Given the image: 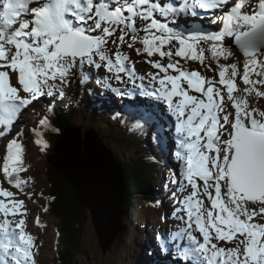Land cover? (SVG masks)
Instances as JSON below:
<instances>
[{
    "label": "snow or ice",
    "instance_id": "6c2138e0",
    "mask_svg": "<svg viewBox=\"0 0 264 264\" xmlns=\"http://www.w3.org/2000/svg\"><path fill=\"white\" fill-rule=\"evenodd\" d=\"M197 9L219 10L212 22H222V29L185 35L160 20L195 17ZM138 22L145 26L139 28ZM118 31L120 35L110 40ZM226 37L234 38L243 53L242 75L237 64L219 63L232 54L224 46ZM110 42L115 52L108 48ZM137 42L143 45L135 49L138 56L168 59L167 64L145 61L157 70L146 73L150 92L143 84L136 85L134 64L121 51L123 45L131 49ZM201 44L209 45L218 79L181 66L184 59L204 64ZM262 56L264 0H191L179 6L156 0H0V137L8 136L23 110L40 97H53L55 92L62 97L60 85L70 82L67 77L77 62L82 74L84 65L103 67L120 82L123 74L141 95L154 97L175 118V157L180 165L169 183L189 191L173 213L184 227L170 233L169 243L157 236L162 251L171 254L170 264H264ZM154 116L147 112L140 119L150 124ZM40 124L47 127V118ZM132 127L143 125L137 122ZM22 135L21 129L6 144L2 165L7 184L21 193L26 181L19 174L27 170L18 142ZM154 138L163 145V125ZM36 143L41 150L47 147L42 138ZM26 216L24 201L0 186V264H36ZM36 224L40 226L39 217Z\"/></svg>",
    "mask_w": 264,
    "mask_h": 264
},
{
    "label": "rangeland",
    "instance_id": "374dc122",
    "mask_svg": "<svg viewBox=\"0 0 264 264\" xmlns=\"http://www.w3.org/2000/svg\"><path fill=\"white\" fill-rule=\"evenodd\" d=\"M158 1L159 0H156V2ZM160 1H163V0H160ZM179 5L180 4L176 3L175 6H179ZM168 18L169 19L162 20V21L169 23V26L175 23L177 19L180 22L183 21L184 19L181 16L177 18H173V17H168ZM214 19L215 17L205 20L202 23H197L199 25L198 28L202 29V31H205L209 27L215 28L217 25H220V23H222L220 21H216L215 23H213L212 21ZM181 31H183V29ZM118 32L116 33V36L110 38V40L116 39L120 35V33ZM196 34H200V33L196 31ZM227 38H230V37H227ZM129 42L131 41L129 40ZM137 43L134 44L133 48L131 49L127 47V44H125L122 46L121 51L124 54L129 56L130 63L134 64L136 73L141 74V76L144 77L143 83H144V86H146L145 89L147 91L152 90V84L149 83L150 78L146 76V73L155 72L157 70L153 69L150 66V64L146 63L145 61L149 59L161 60V58L158 55H155L153 57H147L146 54L138 56L135 51L136 46H138ZM108 48L111 50V52L116 51V46L111 44V42L109 43ZM227 48L232 54L227 59L221 57L219 60L221 62L220 64L230 65L233 63L235 64L238 63L237 64L238 70L240 74L242 75L243 70L240 71L239 67L243 65V61L245 58L243 57L241 52L238 51L237 49H231L228 46ZM165 50H167V48H165ZM209 54L211 53L208 52L207 49H205V53H204L205 64L203 65H201L198 61L187 63V60L184 59V60H181L182 61L181 66L185 70H189V71L195 70V69L197 71H201V69L202 70L204 69L203 71L206 77H209V75L206 74L208 73L207 72V69H208V71L211 73L210 76H212V78L214 77L218 79L217 78L218 70L216 68L217 64L216 63L214 64L210 62L209 59H206V57L211 56ZM173 57L176 58V60L178 58L175 56ZM260 59L264 60V56H262V58L260 57ZM161 62L163 64H167L168 63L167 57L163 58ZM94 68H95L94 66L84 65L83 74H82L80 66H79V62H77V66L71 69L67 77V79L70 82L66 85L64 84L60 85V87L63 88L64 90V95L62 97L59 95L58 92H55L53 97H47V96L40 97L39 101H34L32 105H29L26 109L23 110L18 120L14 123L12 132L8 136L0 137V176L3 177L2 165H3V158L7 152L6 144L10 142L13 136H15V133L20 132L21 129L23 130V135L18 138V142H20L23 146V153L26 155V159L24 161L22 160V162H23V167L26 168L27 170L19 174L21 178L26 181L25 185L23 186V193H21L18 189L13 188L9 184H7L6 179L4 177L3 178L0 177V186L4 187L5 189L14 191L15 193L18 192L19 194L16 195L18 196L17 198H21V200L24 201L25 208L29 207L27 211V216H26V222L28 224V226L26 227V232L31 234L34 237L36 248L33 249V252H34L36 264H56L57 260L61 258V254L63 252L62 250L63 245L61 243L64 244V242L69 239L67 235L63 234V231H61L60 227L57 226V223H56L57 219L52 215L53 212L50 213V211L48 210L44 211L45 207L46 208L50 207L49 206V203H50L49 196L51 197L50 191H52L53 188L52 186H50L49 181L46 177L47 165H46V156L44 155L45 153L44 149L41 150V146L36 143V140L38 138H42L43 141L47 144V146L49 142L48 141L49 138L48 139L46 138L47 133L40 130L41 129L40 127L41 118L44 117L49 112V108L51 106H54L57 102H67V103L74 102L76 100L75 95L76 93H78V91H80L81 93H86L89 99L90 97H93L95 99L99 98L101 100V104H103V107L101 108L102 110H105L106 114H108L109 109L114 106L116 107L117 111L120 110L121 108H119L117 104L120 105L121 107H123L122 105H126V104L127 105H136V104L143 105L142 103L143 98L144 99L149 98L150 102H152V100L155 101V106L159 104L156 100L151 99L150 95L148 96L141 95V90H139L138 93L136 92V94L134 95L131 94L132 93L131 87L135 85H133V83L128 80L127 76H124L123 74H121L122 82H120L114 78L112 73L107 72L103 67H101L100 69H96V68L94 69ZM210 68L212 69L211 71H210ZM203 71H201V74L203 73ZM161 75L163 74L161 73ZM81 79H85L84 84L80 83ZM56 83L59 84V81H56ZM129 83H131V85H128ZM237 83L240 85V87H243L242 83H240L239 77H237ZM136 85H140L138 80H136ZM137 89H140V88L137 87ZM108 98H110V102L108 101ZM117 99H120V100L117 101ZM126 99L129 100V102L126 103L125 102ZM103 100H106L107 102H104ZM120 103H126V104H120ZM249 103L250 104L254 103L253 98L251 97L249 98ZM259 105L262 109H264V99L259 100ZM158 112L157 110H155V119L157 121H158V117L161 115ZM160 119L162 120V117ZM77 123H79V120ZM157 123H159V121ZM79 124H76V125L80 126ZM67 129H70V127L64 128L61 133H64ZM81 129H83V131L85 132V125H82ZM2 130L3 129H0V131ZM37 132L41 133L42 135L38 137L36 135ZM167 132L164 133V136H167ZM168 134H169V139H170L172 134L171 132L170 133L168 132ZM102 136L104 137V135ZM55 141H56V138L52 142L53 144L49 150L50 153L53 152ZM168 141L170 142V140ZM100 142L104 145V143L101 140ZM136 143L141 144L140 138L138 137L136 138ZM144 143L145 142H143V144ZM170 143H173V142H170ZM108 144L115 151L118 148L114 142L109 141ZM145 147L147 146H144L143 148ZM175 148H176V144L172 148L169 156L165 152H164L165 154L161 156V159L167 162L171 170H173L172 167L178 168L180 165V162L177 161L175 157V152H176ZM150 149L152 150V148ZM120 155L123 158V154L121 153ZM151 155H155V153L149 154V155L146 153H143L142 156L143 158L145 157L146 160L143 159V162L140 161L141 163L145 164V166L147 165L148 169L151 168V171L148 172L147 174V180L149 183L148 187L150 186V182H151V175H152L151 172L156 166V164H151L149 163V161H147V158L150 161L152 160V158L149 157ZM140 158L142 157L140 156ZM48 168H50L49 164H48ZM163 178L164 179L161 180L160 183H158V185H160V188L161 186H163V184L167 185L168 191L170 192L169 197L172 198L174 202H172V204L170 205L163 203L162 205H158L156 208V206L148 207L141 201H138L136 204H134V206H131V210H128L124 214L125 215L124 217L122 216L120 220L119 231L115 237V240L114 242H111L109 246L106 248L103 247L101 243L99 242L94 226L88 217L89 215L88 211L87 213L85 212L86 216L83 214L84 217H86L85 224H84L85 225L84 237L80 236L83 229H81L77 237V238L80 237L81 239L83 237L82 244H83L84 252L79 253L77 258H75L76 263L78 262L77 264H144L145 262L152 261L153 262L152 264H168L166 261L163 262L162 258L158 254L159 250L156 246L160 244V242L158 241L157 245H155V234H156L155 230L166 229L165 231H162V232L160 231L161 233H158V235H163L164 233H166L167 230H170L168 228H171L173 231L175 230V221L177 219L175 218L173 213L176 212V209L180 207V203H178V199L175 198V196L173 195V193H175L176 195V193L178 192V191H175V189H179L178 186L169 183L171 176L168 177L167 175H165V177L163 176ZM154 184L155 182L153 183V185ZM125 187H126V182H125ZM151 187L153 189H156V187H153V186ZM163 188L165 187L163 186ZM188 191L189 190H183V194H180V195H183V197H186L188 194ZM29 194H31V198H29ZM134 194L138 195V192ZM144 197H147V195H145ZM156 197L158 198L157 195ZM126 198H127V194L125 191V201L124 202H126ZM162 200L164 202L165 198L163 197ZM205 203L207 204V201ZM75 206L77 209H79L80 213L84 211L81 205L78 204V202L77 204H75ZM176 214L185 215L184 212H179ZM37 217H39V219L42 220V222L40 223V226H37L36 224ZM16 219L18 220L17 217ZM260 219L261 218L257 217L258 221ZM45 224L47 226L46 228L44 227ZM147 233L151 234V236L146 235ZM132 234L135 235L134 238H136V240L134 238L132 240H129V236H131ZM144 236H148V237L144 238ZM165 236L166 235L163 236L164 237L162 238L163 240L165 239ZM134 242L136 243L134 244ZM221 244L222 246L226 248L231 246L223 242H221ZM151 247H154L153 251L150 249ZM148 249H150L152 253H150ZM155 250H157L158 252H155ZM158 257H160L161 260H159Z\"/></svg>",
    "mask_w": 264,
    "mask_h": 264
},
{
    "label": "water",
    "instance_id": "95a60500",
    "mask_svg": "<svg viewBox=\"0 0 264 264\" xmlns=\"http://www.w3.org/2000/svg\"><path fill=\"white\" fill-rule=\"evenodd\" d=\"M232 45L238 47L234 41ZM80 133L79 128L70 127L56 136L53 154L46 156V177L51 186L47 171L58 175L74 202L84 214L88 211L99 242L106 248L114 242L123 215L124 170L95 133Z\"/></svg>",
    "mask_w": 264,
    "mask_h": 264
},
{
    "label": "trees",
    "instance_id": "16d2710c",
    "mask_svg": "<svg viewBox=\"0 0 264 264\" xmlns=\"http://www.w3.org/2000/svg\"><path fill=\"white\" fill-rule=\"evenodd\" d=\"M85 95H80L79 98H77V104L78 102H82V99H84ZM85 100V99H84ZM90 103V108L86 107L84 111L82 109H76L74 106H70V113L68 114L64 109L58 111V115L56 116V119L53 120V118H50L48 120V126L44 127V131L47 133V139H48V146L49 144L52 146L53 140L56 138V135L58 133H61L67 125L74 122L76 119V114H78V118L81 119V122L84 123V120L87 119V124L94 126L95 115L97 114V110L95 108H92ZM87 105V102L85 103L84 107ZM131 127V126H130ZM102 129L103 126H100ZM108 133V131L106 130ZM107 142H116L118 145H120V152L123 154L124 163L126 164L125 170H124V176H125V182H126V203L124 205L125 209H130L131 206L136 204L138 202V196H134L135 192L141 190L138 194H140L139 197H144L146 194L149 193V187H148V180H147V174L151 171V168H147V165L141 163L143 162V153L140 151V148L142 149V142L141 144L136 143L130 136H127L124 131H122L119 128L118 124H112L110 126V134L105 136ZM147 140H145L146 142ZM126 143L125 145L123 143ZM149 144H151L150 139L148 138ZM47 146V147H48ZM138 147V148H136ZM51 148V147H50ZM130 148V150H129ZM45 150V148H44ZM158 152H161V149H157ZM49 150L45 154H47ZM141 154V155H140ZM140 156L142 158H140ZM141 161V162H140ZM145 162V161H144ZM51 167V166H50ZM150 167V165H149ZM156 168V166L154 167ZM148 169V170H147ZM153 173V171H152ZM48 178L50 180L52 191H51V197L49 196V206L47 208L50 213L57 219L56 223L57 226L60 227L61 231H63V234L67 235L69 237L68 240H66L63 243V252L61 254V258H59L58 264H77L75 261V258L79 255V253L84 252L82 239L84 237V230H85V219L84 217V211L81 213L79 212V209L75 206V199L74 197L67 192L63 186L61 185V180L58 178V175L54 172L47 171ZM56 192V193H55ZM145 194H143V193ZM156 194V193H155ZM56 198V199H54ZM124 209V210H125ZM84 214V215H83ZM86 216V215H85ZM59 218V219H58ZM83 229L80 236H83L82 239L78 237V233ZM60 232V231H59ZM61 233V232H60ZM65 240V239H64ZM65 245V246H64Z\"/></svg>",
    "mask_w": 264,
    "mask_h": 264
},
{
    "label": "bare ground",
    "instance_id": "6f19581e",
    "mask_svg": "<svg viewBox=\"0 0 264 264\" xmlns=\"http://www.w3.org/2000/svg\"><path fill=\"white\" fill-rule=\"evenodd\" d=\"M164 1V2H163ZM163 1H158V2H161V3H174L175 5H176V3H178V4H183V3H185V2H191V0H163ZM198 12V11H197ZM198 15H199V12H198ZM208 15H211V16H213L214 15V13L213 14H208ZM157 16H159V14H157ZM201 16H203V15H201ZM171 17V16H170ZM181 17L182 18H184L185 19V24H191L190 22H188V20H191V15L189 14L188 16H184V15H181ZM160 19H161V22H165V21H162V20H167V19H169V18H163V17H160ZM188 19V20H187ZM203 21H205V19H203L202 20V22ZM194 22H197L196 20H192V23H194ZM143 25H145V22H141ZM140 23V24H141ZM219 24V23H218ZM205 26V25H204ZM171 27H173L175 30H179V31H181L182 30V24H181V22L177 19L176 21H175V23H173L172 25H171ZM216 28H219V26L217 25L215 28L213 27V29H216ZM119 33V32H118ZM143 32H140V36H143ZM194 34H196V31H195V29H190V30H188L187 31V33H186V35H194ZM137 45L138 46H141V47H143V45L141 44V43H137ZM262 58V57H261ZM210 62H212V63H216L217 64V62L215 61V60H210ZM208 63V62H207ZM220 63V62H219ZM204 64H205V62H204ZM238 64V63H237ZM95 69V68H94ZM196 70V69H195ZM212 69L210 68V71H211ZM207 72L208 73H206L207 75H209V78H212V76H210L211 75V73L208 71V69H207ZM136 76H137V79L136 80H138L139 81V83L140 84H143L144 85V79L143 80H141V79H139V77H142L141 76V74H137L136 73ZM73 78V77H72ZM214 78V77H213ZM217 78H218V76H217ZM128 85H131V83H129ZM146 87V86H145ZM139 90H141V89H137V87L136 86H133V87H131V94H136V92L138 93V91ZM149 92L151 91V90H148ZM108 93V92H107ZM82 95H83V93H82ZM107 95V94H106ZM108 96V95H107ZM109 97V96H108ZM106 98V97H105ZM114 100V99H113ZM118 100H120V99H117V101ZM108 101L110 102V98H108ZM115 101V100H114ZM86 102H88L87 100H84V99H82V102H78V104H77V109H82V111H84V109L87 107V105L84 107V105H85V103ZM125 102L127 103V102H129V100H125ZM148 102L149 103H151V105L152 104H154L153 106H154V108H156V109H159V108H161L162 110H163V113H167V117L165 116V115H162V113L161 112H158L159 114H161L159 117H158V121H159V123L157 124V123H155V122H153V123H150V124H145V123H141L140 122V120H137V119H134L133 118V120H131L128 124H127V126H129V128L128 129H136L137 130V132H136V134H135V136L136 137H139V138H141L142 140H141V142H145V140H147L145 143L147 144V146H149V147H145V148H142V149H140V151L141 152H144V153H146V154H154V149H161V152H165V153H167L168 154V156L170 155V153H171V150H172V148L175 146V128H174V126H175V123H173L172 124V122L170 121L171 119H173L174 117L173 116H171V114L170 113H168L167 112V110H166V106L165 105H163L162 103H160V102H158L159 104H157V106H155V101H153L152 100V102H150L149 101V99H148ZM112 103H114V102H112ZM118 103V102H117ZM126 103H120V104H126ZM117 106L119 107V108H125V110H126V112H128V111H132L131 110V106L130 105H122L123 107H121L120 105H118L117 104ZM100 107H103V104H100ZM162 117V120L160 119ZM126 118L127 119H131L132 118V115H129V116H126ZM175 119V118H174ZM153 120H155V116H154V118H153ZM157 121V122H158ZM163 121H164V123H163ZM173 122H174V120H172ZM137 122H139L140 124H142L143 125V127H141V128H133L132 126L134 125V124H136ZM102 124H104V123H102ZM159 125H163V127H164V133H166L167 132V130H168V132L170 133L171 132V134H172V136H171V138L169 139V134H168V132H167V136H164V137H166V138H164V140L166 141V142H168L169 143V145H166V143H165V145H164V148H161V146H159V144H158V142L157 141H153L151 138H149L148 136H147V133H148V127L149 128H151V129H155V130H157V127L159 126ZM131 126V127H130ZM18 128V127H17ZM75 128V127H74ZM0 129H2V127H0ZM80 132L81 133H83V135L85 134V132L84 131H81L80 130ZM80 133V134H81ZM82 135V134H81ZM148 138L150 139V141H151V144H149V142H148ZM167 139V140H166ZM168 140H170V142H173V143H175V144H173V143H170ZM139 144L140 143H138V146H139ZM173 144V145H172ZM105 146V145H104ZM106 147V146H105ZM150 148H152V150L150 149ZM176 149V148H175ZM112 152H113V156L116 158V160L119 162V164L121 165V167H122V169L124 170L125 169V166H126V164L124 163V159L122 158V156L120 155L119 156V154L115 151V150H113L112 149ZM158 152V151H157ZM50 153V152H49ZM51 155L50 156H52V154H53V152L52 153H50ZM57 157V155H55L54 156V158H56ZM63 164V163H62ZM61 164V165H62ZM0 177H2V176H0ZM3 178V177H2ZM161 190H163L164 192H166V188H163V186H161V188H160ZM141 190H139V191H137L138 193L140 192ZM175 191H178L177 193H176V195H175V198H177L178 199V201H182L183 200V195H180V194H183V190H180V189H175ZM14 192V191H13ZM51 192V191H50ZM15 193V192H14ZM136 193V192H135ZM143 193V192H142ZM16 195L17 194H19L18 192L17 193H15ZM144 194V193H143ZM147 195V197H144V199L146 200V201H152V199H151V197H150V195L152 196V197H155L156 195H155V193L154 194H150L149 195V193L148 194H146ZM135 197L136 196H138V200H140L141 199V197H139L140 196V194H135L134 195ZM18 197V196H17ZM164 197H166V198H168L169 200H168V204L170 205V204H172V202H174L173 200H171L170 199V197H169V194H164ZM18 199H21V198H18ZM41 202V201H40ZM159 204L158 203H156V208H157V206H158ZM181 203H180V207L179 208H181ZM176 208V207H175ZM26 209H27V211H28V209H29V207H26ZM18 219H19V217H17ZM11 219V218H10ZM28 226V224H27V222H26V227ZM47 226H45V228H46ZM181 227H184V224H182V221H180V220H176L175 221V230L173 231L171 228H168V229H170V230H167V232L166 233H164L163 235H161L162 237L161 238H164L163 236L164 235H166L165 236V239H164V242L165 243H169V235H170V233H172V232H175V231H177L179 228H181ZM166 229H159V230H155V245H157V242H158V240H156L157 239V236H158V233H161L162 231H165ZM161 231V232H160ZM146 235H148V236H151V234H146ZM148 236H144V238H146V237H148ZM184 242L186 243V238H185V240H184ZM157 248H158V250H159V252H158V254H159V256L162 258V261L164 262V261H166L168 264H170V261H171V254H165L163 251H162V249H161V245L160 244H158L157 246H156ZM135 257V256H134ZM160 257H158V259L159 260H161L160 259ZM157 261V260H156Z\"/></svg>",
    "mask_w": 264,
    "mask_h": 264
}]
</instances>
